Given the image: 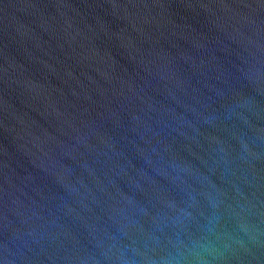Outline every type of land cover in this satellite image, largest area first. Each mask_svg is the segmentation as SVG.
I'll return each instance as SVG.
<instances>
[{"label":"water","instance_id":"95a60500","mask_svg":"<svg viewBox=\"0 0 264 264\" xmlns=\"http://www.w3.org/2000/svg\"><path fill=\"white\" fill-rule=\"evenodd\" d=\"M0 264H264V0H0Z\"/></svg>","mask_w":264,"mask_h":264}]
</instances>
